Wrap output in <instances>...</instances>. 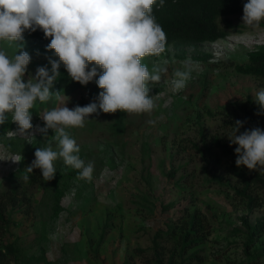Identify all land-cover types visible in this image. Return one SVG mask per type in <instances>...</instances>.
<instances>
[{"label":"rangeland","instance_id":"obj_1","mask_svg":"<svg viewBox=\"0 0 264 264\" xmlns=\"http://www.w3.org/2000/svg\"><path fill=\"white\" fill-rule=\"evenodd\" d=\"M242 16L243 12L230 16L236 30L224 38L180 49L169 46L158 57L142 58L150 72L153 65L167 68L161 82L148 84L157 103L151 114L100 112L91 115L83 128L67 129L85 161L94 162L93 178L91 182L79 176L66 178L56 185L43 180L32 189L37 202L28 212L17 209L19 224L12 227V235L5 236L19 239L25 264H120L134 247L151 244L167 215L181 212L188 218L194 210L212 220L204 264H239L245 258L247 228L241 216L247 215L252 223L258 218L264 222V204L252 210L245 207L231 189L241 184L233 167L247 174L250 170L237 167L236 157L214 142L220 138V143L237 146L228 138L237 120L243 122L240 132L253 129L246 107L251 102L258 108L253 99L264 88V82L237 74L225 63L244 61L250 50L264 51V21L252 28L243 24ZM18 43L22 49L8 42H0V47L9 56L27 51L31 56L28 74L34 76L40 66L50 70L49 59H58L44 42L24 39ZM186 62L194 69L191 78L182 91L173 92V74ZM59 73L61 99L37 103L40 113H31L34 138L18 134L16 124L1 134L0 182L19 165L24 149L44 135L38 128L44 127L41 117L46 110L64 103L71 109L81 100L98 102L101 89L95 79L81 85L62 64ZM259 128L264 130V123ZM43 139L46 147L52 135L47 133ZM52 146L55 149L54 141ZM54 163L56 174L66 167L62 160ZM59 188L64 190L62 210L55 215L53 192ZM106 221L112 227L99 244ZM251 251L259 253L264 264V229Z\"/></svg>","mask_w":264,"mask_h":264},{"label":"clouds","instance_id":"obj_2","mask_svg":"<svg viewBox=\"0 0 264 264\" xmlns=\"http://www.w3.org/2000/svg\"><path fill=\"white\" fill-rule=\"evenodd\" d=\"M164 4L165 0H0V42L22 49L18 42L24 40V33L39 29L50 39L47 49L58 57L49 59L50 70L40 66L33 76L28 74L31 56L27 51L9 56L0 47V125L10 114L16 132L34 138L30 110L53 97L61 99L60 91H52L61 64L73 81L87 85L95 79L101 89L98 102L71 109L64 103L44 112V127L38 131L46 135L51 129L54 135L48 146L36 149L28 172L39 169L42 178L51 181L57 172L54 162L62 160L78 171L80 179L91 182L94 162L81 158V149L67 129L83 128L91 115L100 112L151 114L157 108L148 84L161 82L167 68L153 65L150 72L141 61L166 51V32L153 14L154 5ZM242 20L248 27H258L264 21V0H247ZM193 70L187 62L175 70L173 92L186 87ZM253 101L259 108L256 114H264V88L255 93ZM148 123L155 125L156 121ZM241 127L243 122L237 120L228 136L237 145L236 166L264 173V130L256 127L240 132Z\"/></svg>","mask_w":264,"mask_h":264},{"label":"trees","instance_id":"obj_3","mask_svg":"<svg viewBox=\"0 0 264 264\" xmlns=\"http://www.w3.org/2000/svg\"><path fill=\"white\" fill-rule=\"evenodd\" d=\"M246 2L247 0H165L163 7L153 6V14L166 32V50L169 46L180 49L183 46L214 42L226 37L231 31H235L236 24L230 19V16L242 13ZM24 39L44 42L46 45L50 43V39H46L39 29L32 33L25 32ZM225 63L237 74L248 75L264 82L263 50L248 51L246 59L242 62L230 59ZM60 79L55 81L54 91L60 89ZM248 103L250 106L247 105L246 108L253 128L259 127L264 123V114L257 115L259 108H256L251 102ZM87 104L85 100H81L76 106ZM30 111L31 113H40L37 106H34ZM14 126L15 123L12 122L9 114L8 121L4 125H0V136L10 132ZM47 133L54 135L51 129ZM44 135L24 149L19 165L0 182V264H11L12 261L14 264H25L23 256L25 252L18 242L19 239H5V236L6 234L12 235V227L19 224L15 217L17 209L20 208L23 209L22 211L28 212L38 200L32 189L44 179L39 169L28 172L27 168L35 159L36 149L45 147ZM219 139H214V142L226 154H232L237 158L235 153L237 146L220 143ZM6 145L9 146L7 143ZM79 155L85 160V156L81 152ZM233 169L240 178L241 184L232 186L231 189L241 197L245 207L252 210L256 206L263 205L264 173L250 171L247 174L235 167ZM174 174L175 169H172L169 176L172 177ZM77 176V170L66 166L64 170L55 175L53 183L56 185L60 183L61 179H73ZM63 195L64 190L61 188L53 192L55 215H59L62 210L61 198ZM241 220L247 228V238L244 242L245 258L239 264H262L259 258L260 254L252 252L251 248L263 233L264 222L262 218H258L255 223H252L247 215L241 216ZM109 227H112V224L110 221H106L102 228L99 244L104 240ZM211 227V216L205 213L200 215L198 210L189 213L188 218H185V215L183 217L181 212L180 214L177 212L169 214L164 219L163 225L155 231L151 244L147 247H134L131 252L125 255L120 264H204L206 261L205 243L211 234ZM94 255H97L96 250ZM46 261L50 263V261Z\"/></svg>","mask_w":264,"mask_h":264}]
</instances>
